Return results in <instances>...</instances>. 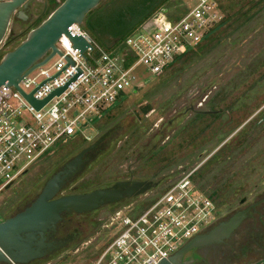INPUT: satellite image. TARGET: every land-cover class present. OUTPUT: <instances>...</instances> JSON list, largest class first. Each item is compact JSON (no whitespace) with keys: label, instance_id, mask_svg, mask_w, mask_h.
I'll return each instance as SVG.
<instances>
[{"label":"rangeland","instance_id":"374dc122","mask_svg":"<svg viewBox=\"0 0 264 264\" xmlns=\"http://www.w3.org/2000/svg\"><path fill=\"white\" fill-rule=\"evenodd\" d=\"M60 2L61 0H53L44 16L32 28L39 25ZM191 3L192 0H182L185 6ZM150 20L151 18L147 22ZM81 27L84 29L83 22ZM233 29L209 52L196 54L190 61L183 63L182 69L172 75L168 83L154 79L155 75L147 67L138 65L133 71L136 78L133 86L137 89L131 87L115 108L96 119L94 125L83 128L82 134L90 141H84L79 135L73 137V141L67 145L62 142L50 156L30 167L7 191L4 190L0 194V201L11 202L23 195L36 196L59 166L74 156L80 147L94 142L105 128H113L116 132L110 136V142H106L96 160L88 166L75 186L82 180H88L91 187L83 190L87 191L121 179L150 180L158 185L128 203L124 201L102 207L90 214L73 215L72 225L78 228L81 235L76 242L65 248L64 254L62 252L60 260L64 264H91L110 242L106 226L113 222L118 207L121 206L124 211L136 206L135 203L142 198L154 199L167 188L166 185L191 168L199 167L195 173L198 176L194 179L196 182H199V174L208 172L211 186L207 187V191L212 186L220 187L218 185L228 182H234L237 188L241 186L229 203L237 204L239 198L259 190L260 178L264 174V166L260 164L264 160V153L260 151L264 140L248 141L243 145L242 152L233 155V140L236 137L231 138L229 134L231 124L226 127L230 121L229 114L222 116L220 132L215 136L211 133L212 129H209L206 140L192 138L209 120L213 121L209 116L196 118L190 110V107L196 109L206 96L208 97L203 101L204 109L213 108L215 102L219 104V108L226 110L233 103L234 111L242 112L240 117L245 118L256 112L246 125L249 130L257 121L264 119V2L250 13L248 21L235 25ZM30 30L12 46L19 44ZM97 41L105 47L104 43ZM8 50L0 47V56ZM53 61L52 58L51 62ZM143 105L151 108L146 114L139 110ZM134 112L141 117L140 120ZM239 120L238 116L237 121ZM222 127L225 128L221 129ZM244 133L242 130L236 136L244 137ZM240 137L237 141L241 140ZM221 147L225 150L219 159L217 157L223 149L218 148ZM216 151L218 154L215 160L208 163L207 158ZM255 185H258L257 189L254 188ZM65 191L71 192V187ZM145 205L142 202L137 207L142 209ZM94 221L100 223L97 231L91 224ZM55 260L45 259L37 264H54Z\"/></svg>","mask_w":264,"mask_h":264},{"label":"built area","instance_id":"2783aa9c","mask_svg":"<svg viewBox=\"0 0 264 264\" xmlns=\"http://www.w3.org/2000/svg\"><path fill=\"white\" fill-rule=\"evenodd\" d=\"M158 13L117 47L102 46L82 23H72L67 31L79 34L92 49L80 53L62 33L55 41L57 51L22 76L18 89L0 85V192L66 139L80 135L90 141L83 128L115 108L131 87L137 89L133 71L138 65L157 75L224 17L217 0H192L175 19ZM27 95L48 100L36 108ZM198 168L170 183L144 208L116 212L106 226L110 242L91 264H158L212 225L218 205L194 181Z\"/></svg>","mask_w":264,"mask_h":264},{"label":"water","instance_id":"95a60500","mask_svg":"<svg viewBox=\"0 0 264 264\" xmlns=\"http://www.w3.org/2000/svg\"><path fill=\"white\" fill-rule=\"evenodd\" d=\"M26 1L0 0V45L11 15ZM101 1L63 0L39 25L31 29L19 44L1 57L0 85H12L18 89L22 76L47 61L57 51L55 41L62 33L70 38L74 43L73 48H77L80 53L87 47L92 49L79 34L74 35L71 30L67 31V27L72 23H82L87 13ZM159 15L158 13L154 17ZM26 97L36 108L48 100L40 102L34 100L32 95ZM111 131L112 129H109L100 134L90 146L66 162L62 170L52 174L36 199L23 211L0 222V261L8 264L10 260L17 264H30L61 247L63 241L48 242L45 234L55 229L63 212H90L104 204L117 202L123 197L143 195L157 185V182L150 180L118 181L110 188L60 195L66 179L76 170L83 153L102 143ZM9 186L11 184L6 188ZM258 203L237 212L227 222L222 221L208 234H197L194 239L188 240L158 264H222L233 252V237L235 232H238L241 221L249 216L254 218ZM261 216L260 220L263 222ZM262 248L264 251L263 246ZM248 264H264V258L257 260V263L249 261Z\"/></svg>","mask_w":264,"mask_h":264},{"label":"flooded vegetation","instance_id":"af4514ba","mask_svg":"<svg viewBox=\"0 0 264 264\" xmlns=\"http://www.w3.org/2000/svg\"><path fill=\"white\" fill-rule=\"evenodd\" d=\"M52 1L53 0H27L22 6L18 7L16 9V11H14V13L10 17L8 27L6 30V34H5L4 40L1 43L0 47L3 50L4 49L8 50V49L12 48L13 47L12 45H14V42L16 40H19L22 37V35H24L28 30L32 29V27L44 16L48 7L52 5ZM48 15H46V17ZM207 97L208 96H206L202 100V102L200 101V103H198V105L196 106V109H194L193 107H190V110L192 111V113L195 116L196 115H214V117H212L213 121L209 120V123L206 124L208 131H209V129H212L214 136L217 134V132H220V126H221L220 120L224 114H229L230 121L227 123V125H229V123L232 125V127L237 125V123H238L237 118H238V116H239V118H242V117H240L241 116L240 114L242 112L234 111L233 103L231 105H229V107L226 110L219 108V104H217L215 102L213 103V105H214L213 108L204 109L203 108V101L205 102V99ZM139 110L141 111V113L146 114L149 110H151V108H150V106L143 105V106L139 107ZM134 113L137 115V119L140 120L141 117L137 114V112H134ZM255 113H252L251 115L245 117V120L242 121L240 124L238 123V125L235 126L233 128V130L231 131V133H230L231 138L236 137L233 140V143H234V146L232 148V149H234L233 155H235L238 152H242L243 148H244L243 145L247 144L248 141L251 142L253 140L258 139L257 140V142H258L260 140H262V141L264 140V119L263 118L260 119L259 121H257L253 125V128H251V130H249L250 128H246V125L248 123H250V121L254 118ZM196 118H199V117L196 116ZM201 118H203V117H201ZM232 121H233V123H231ZM259 126H261V127H259ZM109 129H112L111 132H113V128H105L103 132H105ZM242 130H244V132H245L243 134L244 137L236 136ZM111 132L109 133V135L111 134ZM109 135L105 138V140H107ZM239 137L241 138V140L237 141V139H239ZM243 139H245L244 143H243ZM105 140L102 143H100L98 146H96L95 148L89 149L88 151L83 153V155L81 156V159H80V163L76 167V170L66 179L65 184L62 187L60 195H66V194H72V193H84V192L90 191V190H88V191L82 190L81 192H76L74 190L75 183L77 182V180L79 178H82L84 176V172L88 169V166H90V164L96 160V157L98 156L100 150L106 144ZM72 141H73L72 138H70V139H66L63 143H64V145L65 144L67 145V144L71 143ZM88 146H90V144ZM88 146L80 147L79 150L76 152V154L74 156H72L71 158L67 159L61 166H59V168L56 171L62 170L64 167V164L66 162H68L69 160L76 157L80 152H82V150H84ZM219 149L220 148H218V150ZM217 151L214 152L213 154H211V156H209L206 161H209L210 158L212 157V155H215L217 153ZM260 151L262 153H264V142L260 148ZM260 164H261V166H264V160L263 159L261 160ZM24 176H26V174ZM118 181L132 182V181H134V179L115 180L113 183H111L107 186H103L101 188H110L113 184H115ZM157 185L154 186L153 188H156ZM10 187L11 186H9L8 188H5L4 190L7 191ZM70 187H71V192H69V193L66 192L65 190H67ZM254 188L257 189L258 185H255ZM94 189H97V188H94ZM4 190L1 191L0 194L2 192H4ZM38 194L34 197H29V196H25V195L19 196L18 198L16 197V199L12 200L11 202H9V201L1 202L0 201L1 221H3L6 218L13 217L17 213L23 211L27 206H29L36 199ZM140 196H142V195H140ZM138 197L139 196L123 197L121 200H119L117 202L104 204L101 207H99L93 211H90V212H85V213H76L74 211L63 212L61 214V220L57 222L55 229L48 231L45 234L46 241H48V242L51 241V242H55V243H57L59 241H63V245L61 247H59L58 249H55L51 252L46 253L41 258L35 259L30 264H37L40 261L43 262L45 259H47V260L56 259L55 260L56 262L59 261L62 258V255L65 253V251H64L65 248L72 245L74 242H76V240L78 238H80L81 232L78 230V228L76 226L72 225V224H74L73 219H72L73 215L90 214V213H92V212H94V211H96L102 207L113 206L115 204H118V203L124 202V201H126V203H128L132 199L136 200V198H138ZM263 199H264V174L261 175V178H260L259 190H254L253 192L249 193V195L247 197L243 196L242 198H239L237 204H235L234 202L224 204V205H218L217 204L218 205V212H217L216 219H215L214 223L198 233L199 235L208 234L215 226L220 225V223L222 221L227 222L237 212H240V211H242V210H244V209H246V208H248V207L259 202L257 204V206L255 207V211L257 213L253 214L254 218L252 219V217L249 216V217L244 218L241 221L239 228L237 229L238 232H235V235L233 237V242H234L233 252L230 256H228L226 258V260L222 264H248L249 261H251L252 263H257V260H262L264 258V251L262 248V246L264 247V223H263L264 222V215H263L264 214V200ZM144 201H145V199H144ZM142 202H143V198L141 200H138L135 203L136 206H134L133 208L135 210H139L137 207V204L142 203ZM128 206H126V207H128ZM118 208H117V212L123 211V210H121V208H122L121 206ZM260 215H262L261 219L263 220V222L260 220ZM92 223L94 226V230L97 231V229L99 228L97 225L100 226V223L97 221L91 222V224ZM103 229H102V232H103ZM196 235L194 237H192V239H194L196 237ZM62 252H63V254H62ZM0 264H8V263L0 261Z\"/></svg>","mask_w":264,"mask_h":264},{"label":"trees","instance_id":"16d2710c","mask_svg":"<svg viewBox=\"0 0 264 264\" xmlns=\"http://www.w3.org/2000/svg\"><path fill=\"white\" fill-rule=\"evenodd\" d=\"M217 2L220 10L224 14L223 19L210 28L202 42L177 57L166 69L155 75L154 79L160 80L162 83L164 82V84L168 83L171 76L176 75V73L182 69L183 63L190 61L196 54H205L209 52L215 45H218V43L222 41V38L227 37V33L229 30L233 29L235 25H242L245 21H248L250 19V13L263 3L264 0H217ZM187 8L188 6L182 4V0H103L96 8L87 13L83 20V24L84 29L92 37L96 38L101 43H112L113 47H117L127 36L139 29L156 13L163 11L168 18L175 19L184 14L187 11ZM1 57L2 56H0V59ZM196 116L214 117V115ZM244 120L245 118L242 117L238 123L240 124ZM226 127H228V125ZM230 127L232 126L230 125ZM234 127L230 129L229 134ZM224 128L225 127H222L221 129ZM114 132H116L115 129H113V132H111L105 142H110V136L113 135ZM209 133L210 132H208V128L205 125V127L200 128L195 132V137L192 138H203L206 140L207 134ZM211 133H213V130ZM220 149L223 150L219 152L221 154L217 157L219 159L220 156L224 155V152L222 153V151H224L225 148L221 147ZM51 153L47 154L45 157L50 156ZM217 154L218 153L212 155L208 163H210V161L213 162ZM226 158H228V156H226ZM207 174V171L204 175L199 174V182H195L202 190L206 191L218 205L228 204L230 200L234 199V196L239 192L241 186L237 188V186L235 187L234 182H228L218 185L220 187L212 186L211 190L207 191V187L211 186ZM196 176L197 174L193 176V179H195ZM90 187L91 183L88 180H82L74 187V190L82 191L89 189ZM151 200V197L145 198V201L143 199V206ZM63 263L64 262L59 260L54 264Z\"/></svg>","mask_w":264,"mask_h":264}]
</instances>
